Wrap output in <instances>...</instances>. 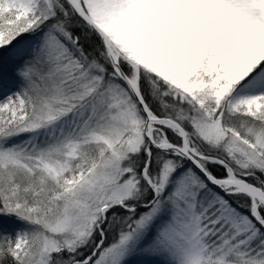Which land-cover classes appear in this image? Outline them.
Segmentation results:
<instances>
[{"label":"snow or ice","instance_id":"1","mask_svg":"<svg viewBox=\"0 0 264 264\" xmlns=\"http://www.w3.org/2000/svg\"><path fill=\"white\" fill-rule=\"evenodd\" d=\"M0 264H264V0H0Z\"/></svg>","mask_w":264,"mask_h":264}]
</instances>
